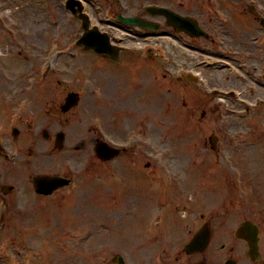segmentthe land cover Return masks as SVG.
<instances>
[{
	"label": "flooded vegetation",
	"instance_id": "af4514ba",
	"mask_svg": "<svg viewBox=\"0 0 264 264\" xmlns=\"http://www.w3.org/2000/svg\"><path fill=\"white\" fill-rule=\"evenodd\" d=\"M165 1L166 0H159V3L163 4ZM204 1H206V3H202V6H208V2L211 0ZM87 2L88 4L94 2L96 6H99V13L103 16L105 14L111 16L112 21L110 22V25L108 24L109 21H107L108 18H103V22H99L96 18L97 13L95 12V9L90 8L89 13L93 22L99 25L102 28V31H106L107 28L105 29V27L107 26L110 28L109 30L107 29L110 33L132 30L129 26L123 23L117 22L116 25L114 24L120 13L124 15L136 14L140 17L148 18L143 0H87ZM168 2L175 5L177 7L176 10L179 12L181 11V8L184 9L186 15L197 14V17L201 22L207 21L210 25L213 24L214 26L220 24L221 19L219 14H216L215 17L217 20L214 22V17L209 16L210 13L205 11V8H198V0H169ZM224 6L228 16L232 13V28L235 26L243 29L247 26H254L256 22L255 18L260 13L256 6H248L245 3V0H224ZM208 10L211 11L210 7ZM246 15L250 16L246 18ZM76 20L81 28V21L79 19ZM154 20H157L160 23V31H165L167 27L166 18L159 16ZM234 21L237 25L234 24ZM0 29L5 33V35H2L0 38L1 58L7 60L10 65L15 68L12 70L15 73L7 75L8 77H3L2 74H0V80L2 81L1 84L3 85L6 94L5 99L2 100L3 104L0 105V114L3 112L6 113V111L15 112L13 116H15L14 118H17L18 121H16L20 125V127L16 126L18 128L17 130H12V126L9 124V127L5 128L8 137L5 140L0 141V179H3L6 174L11 175L12 172L19 169L21 163L26 164L28 168L36 164H39L42 168L40 172L35 173L30 171V174L27 177L28 179L24 181H19L17 179L20 189L17 191L16 196V210L18 209L19 212L21 211L20 201L23 196L25 197L28 195L35 200H42V202H45L46 200L43 201V199L48 197L36 193L33 178L36 175L53 174L55 168L62 164L57 162L58 158L53 156V151L54 145H56L57 142L58 132L67 128L65 126V118L66 120L68 119V117H65L67 112L61 111L63 98L69 90L73 89L79 92L77 107L80 108L73 113V116L78 118L80 124L83 136L79 139V143L84 150H89L91 145H93L95 150L98 142L108 136L117 139L114 135L121 134L123 131V126L119 125L120 122H125V126L130 125L132 127L125 133L124 137L118 140L110 139L112 142L120 145L127 143V135L130 132H137L142 137V141H140V144L137 147L124 148L123 152H120L108 161L102 160L96 152H84L80 157L70 159L76 172H80L82 170L81 167L85 166L86 163L93 161L94 178L92 180L95 183L94 188L105 190L108 193V199L111 206H100L97 220L90 224H96L103 220L114 218L119 219V222L121 223L122 217L120 212L122 211L124 203L121 195H123V193L127 194L130 198L134 196L135 198L133 200L130 199L133 203L138 202L137 199L140 194L137 190V184L139 183L145 194V198L149 199L150 173H157L162 179V182L165 180V169L160 168L161 166L158 162L166 160L165 137L160 135V127H154L157 131V136L152 139V146H150L149 139L144 130V126L149 124V117L147 114L149 94L146 93V90L150 84V76L147 70L151 53L149 50L145 51L138 41H136V46H141V50L134 49L133 42L126 40L120 42L113 40L114 44L125 48L120 53L119 63L110 61L108 56L91 53L90 56L98 62L102 73L109 72L107 69L110 68L114 71L113 86L111 87L112 97L107 98L105 87L101 84V80L90 75L92 70L90 65L86 67L87 71L85 73L79 74L78 76L73 77V79L71 78L73 80L72 84L64 81L55 82L52 74H48L46 78L39 75L38 71H40V66H38V62L46 52L42 50L40 46L43 47L50 43L49 36L47 35L48 32L31 34L36 38V41L28 39L29 46H27L25 43V29L18 28L17 25L7 26L2 24L1 20ZM12 33L16 34L13 35ZM213 41H215V39H213ZM21 47L24 48L23 51H20ZM15 52H18L21 56L19 58L6 59L7 56ZM159 55L161 54L159 53ZM21 66L24 69H22ZM20 67L21 69H19ZM142 68L145 72L138 76V80L144 83V88L140 85L141 90L137 88L135 91L129 92L131 88L130 84H132L130 81L132 79L129 78L127 70ZM156 68H161L160 63ZM22 70H24L23 73H21ZM86 77H89L94 84L95 90L93 94L85 89ZM29 89L30 91H28ZM21 91L30 92L26 96L30 95L31 97L29 99L25 98L26 102L29 104V108L32 109L29 114H26V105H21L16 100L10 101L14 94ZM22 92L21 97L23 95ZM7 100H9L11 104H8ZM35 115H38V117L35 118ZM48 116H52L55 119L63 116L64 120L61 119V121H63L62 124L55 120L60 126L56 132H53L50 129ZM25 129L28 136L23 139L21 134ZM3 134V130H0V135L3 136ZM84 138H86V140ZM6 150L12 154H8ZM25 150L27 151L25 152ZM38 160L40 161L37 162ZM151 161H153V163H151ZM151 165L155 167L153 170H150ZM13 166L14 168H12ZM171 171L174 172L171 176L173 182L179 181L180 175L176 173L178 170L171 169ZM81 178V182L89 180L85 177ZM168 179L169 177L166 178V180ZM107 181L109 184H104ZM81 182L78 184L77 193L80 197L81 203L85 204V199L83 198L80 189ZM163 192L166 196V200L150 202L148 203V208L151 203L162 204V208H165L166 206L169 208L178 207L181 204L186 205L188 203L187 201L178 200L174 196V193L178 191L173 188H169ZM51 196L52 195H49V197ZM6 203L8 202L4 199V207L7 205ZM233 208L234 206L232 205L225 209L224 223H228L229 225L232 223L231 218L233 219L232 215L234 214V211L232 210ZM107 209L109 210L107 211ZM122 214L127 215V211H123ZM20 218H23V216ZM213 219H215L214 216L211 217V220ZM245 221L253 220L252 217H246L243 219V222ZM225 231L224 237L230 238L233 243H236L232 227L228 226ZM171 240L173 241L171 245L174 246L177 243V240L175 238H171ZM133 250H135V255L143 257L148 255L147 251H154V248H138ZM233 250L234 247L231 248V251ZM172 252L171 248L164 250L161 264H224L225 261L222 258L218 259V254L213 247H208L200 253H193L185 256H182L181 252L174 251V253L177 252L176 257L174 258ZM127 255L129 254L127 253ZM249 258L250 259L245 260L243 264H264L263 258L260 261L255 260L253 257ZM235 261V264H240L238 259H235ZM140 262L144 263V260H141ZM154 262L155 261L150 260L149 264H155Z\"/></svg>",
	"mask_w": 264,
	"mask_h": 264
},
{
	"label": "rangeland",
	"instance_id": "374dc122",
	"mask_svg": "<svg viewBox=\"0 0 264 264\" xmlns=\"http://www.w3.org/2000/svg\"><path fill=\"white\" fill-rule=\"evenodd\" d=\"M36 13L38 12L27 8L25 12H18L14 17L15 25H17L18 28L25 29L26 33H28H25V43L27 46H29L28 39L36 41V38L31 34L46 32L45 27L49 26L46 20L48 14L42 15L40 13V15H36ZM234 24L237 25L235 21ZM235 28L236 27L234 26L233 29ZM228 30H232L231 25L228 27ZM237 34L239 35L240 33L237 32ZM2 35H5V33L0 29V38ZM229 39V42L231 43V33H229ZM233 45L240 47V43L238 42H232L231 46L233 47ZM78 57L83 58L84 63H89L90 68L92 69L90 75L101 80V84L105 87L106 97L111 98L114 71L110 68L107 69L109 72L102 73L100 65L94 58L90 56L88 60L87 57L81 56L80 54H78ZM245 62L248 61L245 60ZM9 65L10 63L7 60L0 58V74H2L3 77H8L7 75L15 73L12 71L15 68ZM252 67L253 64L249 65V71ZM19 69H21V67ZM205 73L211 86H216L215 88H219L224 92L229 88H234L237 91V95L223 94L222 97L225 101L224 106L218 110L215 109V106L211 110L208 108L209 111L205 112V115L203 116L202 110L205 108H199L198 101H209L210 104L215 105L217 99L208 96V91H200L195 87H193L195 89L193 90L192 86L182 85L173 93L172 100L175 105L174 112H171L168 118L164 119V122L166 125H172L171 122L173 121L179 122L178 124H187L189 120L214 121L209 129L199 128L198 136L205 135L209 137L212 132L219 128L222 129V132L228 133L229 136H236L237 133H239L241 138L239 144L242 142L241 146L245 147L230 151V155L235 162V167L240 169L241 174L244 173V176L241 177V182L244 190L248 193L246 199L257 201L261 203L260 206H264V105H261L258 108L256 107L251 115L248 114L249 116H252L251 118H245L244 113L246 112L238 103L245 98L253 100L255 95L264 94L258 89L255 95H253L252 92L246 88L248 91L240 96V88L245 86L246 83L242 82L243 80H237L234 79V77L232 78L227 69H215ZM245 78L250 80L249 72H245ZM1 82L2 81L0 80V102L6 97ZM240 83L243 84L240 85ZM183 99H187L189 104L194 103L193 106L199 110L196 113V117H190V112L181 110V101ZM245 100L252 104L250 100ZM37 117L38 115H35V118ZM61 119H63V116L58 119L48 116L49 126L53 132H56L57 129H59L60 126L57 122L62 124L63 121H61ZM178 124L172 126L170 130H174L176 126L179 130H182L181 126ZM76 125H78V122L77 120H74L71 128ZM119 125L123 126L124 129L126 124L125 122H120ZM228 134L225 137L227 147H229V141L227 140ZM124 135L125 133H121L115 134L114 136L117 139H120L124 137ZM26 136H28V134L25 129L21 134V137L24 139ZM178 138L181 143L180 145H177L176 143V158L181 154L182 160L178 162L175 160L173 163L179 164L176 168L180 170L177 174H181L179 177L181 184L177 183L176 186L172 187L174 190L178 191L174 193V196L181 201L185 199L187 201H192L191 197L193 194L197 193L200 195L198 200L203 201L205 198L203 199L201 193H203L202 191H205V189L201 188L209 186L211 180L207 172L208 166L202 164L203 166L200 165L198 169L192 170L193 172L187 175L188 173L186 172L190 167L188 168L187 166V157L184 146L188 142L186 139ZM26 151L27 150H25V152ZM39 161L40 160L37 162ZM41 170L42 168L39 164L28 168L26 164L21 163L19 169L12 172L9 176L11 180L18 179L19 181H24L28 179L27 177L30 174V171L36 173ZM185 178H190L192 180L189 186L184 185L183 182L185 181ZM80 179L82 180V178ZM94 187L95 183L92 179L81 182L80 189L81 194L85 199V204H72V200L69 202H62L59 201V197L57 199L41 202L28 195L25 197L23 196L20 201L21 211L19 212L18 209L10 211V214H7V216H9L8 222L4 225H0V264H18L17 260H19L20 264H100V262L109 260V254L113 252V249L117 246L126 247L125 249L130 256L129 258L131 262L137 263V257L134 252L135 250L133 249L139 244L140 230L148 212V203H150V199L145 198V194L139 183L137 184V190L140 194L137 199L139 203H133L130 200H133L135 198L134 196L130 198L125 193L121 195L124 203L122 211L120 210L122 221L117 229L118 235H113V233L110 234L105 231V234H103L104 232L99 235L94 234L86 247H79L76 241L75 244H73L74 240H68V235L72 233V229L74 231L73 233L78 235L79 229L90 226V223L97 220L100 206H111L108 199V193L105 190L95 189ZM231 189V196L233 197L235 191L232 186ZM13 196L16 197V194ZM76 198L78 197H75V199ZM51 206H53L52 210H50L52 215H50L48 211L43 212L37 210V207H42L46 210ZM79 206H81L80 210L84 209L83 213L82 211L79 213ZM123 211H127V215L122 214ZM70 212H73L75 216L73 214H71L73 215L71 216ZM20 215L26 217L20 218ZM47 216H50V218L45 219ZM27 217L29 218L27 219ZM66 217L69 221L76 217L82 219H78L79 224H76L65 221ZM11 241H13V244ZM20 244L22 252H20V248L18 247ZM75 249H79L78 253L75 252Z\"/></svg>",
	"mask_w": 264,
	"mask_h": 264
},
{
	"label": "bare ground",
	"instance_id": "6f19581e",
	"mask_svg": "<svg viewBox=\"0 0 264 264\" xmlns=\"http://www.w3.org/2000/svg\"><path fill=\"white\" fill-rule=\"evenodd\" d=\"M173 219H175V218H173ZM172 222V227H173V231H174V228H175V224L174 223H176V220L175 221H171ZM185 225V222H184V220H182V226H184ZM91 239V237L88 239V241Z\"/></svg>",
	"mask_w": 264,
	"mask_h": 264
}]
</instances>
